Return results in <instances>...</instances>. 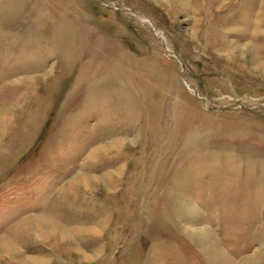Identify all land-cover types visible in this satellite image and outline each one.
Masks as SVG:
<instances>
[{
	"label": "rangeland",
	"instance_id": "rangeland-1",
	"mask_svg": "<svg viewBox=\"0 0 264 264\" xmlns=\"http://www.w3.org/2000/svg\"><path fill=\"white\" fill-rule=\"evenodd\" d=\"M1 123L0 264H264V0H0Z\"/></svg>",
	"mask_w": 264,
	"mask_h": 264
},
{
	"label": "bare ground",
	"instance_id": "bare-ground-1",
	"mask_svg": "<svg viewBox=\"0 0 264 264\" xmlns=\"http://www.w3.org/2000/svg\"><path fill=\"white\" fill-rule=\"evenodd\" d=\"M4 124L5 123H1L0 126L4 127ZM47 219L48 218H41V219L39 218L38 220H36L34 225L30 226L31 229L30 228L29 229L32 230L34 227H36L40 231V233H41L40 235H42L46 240H48V242L50 240H52L53 241L52 244H54L57 248H60V247L66 248L65 245L68 246L70 244V241L67 240V239H69L70 233H68L67 231L62 229L59 225H56L55 223L53 224L52 222H49L50 220L49 219L47 220ZM51 220H53V219H51ZM48 224L49 225L51 224L50 225L51 230L49 228V230H50L49 233H45L46 231H42V229L44 228V226H47ZM12 242L13 241H11V243ZM12 248H11V244H10L9 240L4 242L3 250H9L7 252L12 253V251H13ZM13 252H15V251H13Z\"/></svg>",
	"mask_w": 264,
	"mask_h": 264
}]
</instances>
